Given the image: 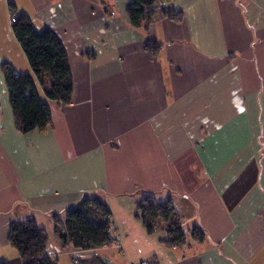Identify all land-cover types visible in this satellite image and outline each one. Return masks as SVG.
<instances>
[{
	"label": "crops",
	"instance_id": "1",
	"mask_svg": "<svg viewBox=\"0 0 264 264\" xmlns=\"http://www.w3.org/2000/svg\"><path fill=\"white\" fill-rule=\"evenodd\" d=\"M131 1L0 0V262L21 264L9 226L33 218L58 264H264V0H155L139 26ZM10 5L69 61L71 101L48 100L43 130L20 132L9 104L1 64L34 78ZM85 195L106 203L115 240L63 247L53 215ZM147 195L171 199L184 244L146 226Z\"/></svg>",
	"mask_w": 264,
	"mask_h": 264
},
{
	"label": "trees",
	"instance_id": "2",
	"mask_svg": "<svg viewBox=\"0 0 264 264\" xmlns=\"http://www.w3.org/2000/svg\"><path fill=\"white\" fill-rule=\"evenodd\" d=\"M154 1H131L126 13L133 26L149 21L153 11L150 6ZM10 11L16 17L11 24L12 32L37 83L31 74L17 72L11 64L3 62L1 69L8 90L9 104L20 132L43 130L51 125L48 100H55L60 104L71 101L73 84L69 61L63 44L50 29L38 31L25 13L15 11L13 5H10ZM145 48L150 56H154L158 54L161 46L156 40L148 39ZM38 86L46 99L40 96ZM136 208L149 229L153 220L160 219L167 223L166 240L170 245L185 243L184 230L178 221L172 220L175 210L170 198L157 202L151 195H147L136 202ZM110 216L105 202L96 196L85 195L62 215H53L54 231L63 247L69 246L82 251L97 249L110 245L115 240ZM191 232L196 240L204 238V232L199 227L195 226ZM7 240L18 252L21 264H58L46 253L49 240L46 230L33 218L13 221L9 226Z\"/></svg>",
	"mask_w": 264,
	"mask_h": 264
},
{
	"label": "built area",
	"instance_id": "3",
	"mask_svg": "<svg viewBox=\"0 0 264 264\" xmlns=\"http://www.w3.org/2000/svg\"><path fill=\"white\" fill-rule=\"evenodd\" d=\"M16 19L15 15L11 14V21L14 22ZM73 263H78V257L75 255L72 257ZM128 264H152V261L148 258L139 260V261H130Z\"/></svg>",
	"mask_w": 264,
	"mask_h": 264
},
{
	"label": "rangeland",
	"instance_id": "4",
	"mask_svg": "<svg viewBox=\"0 0 264 264\" xmlns=\"http://www.w3.org/2000/svg\"><path fill=\"white\" fill-rule=\"evenodd\" d=\"M11 14H13V15H14V13L10 11V17H9V20H10V22L12 23V21H11ZM70 262H71V264H75V263H73L72 259H71V261H70Z\"/></svg>",
	"mask_w": 264,
	"mask_h": 264
}]
</instances>
